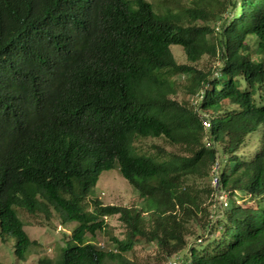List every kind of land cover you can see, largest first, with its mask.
Returning a JSON list of instances; mask_svg holds the SVG:
<instances>
[{
	"label": "trees",
	"instance_id": "trees-1",
	"mask_svg": "<svg viewBox=\"0 0 264 264\" xmlns=\"http://www.w3.org/2000/svg\"><path fill=\"white\" fill-rule=\"evenodd\" d=\"M234 1L0 0V239L19 261V211L52 209L76 226L37 264H264V0ZM114 167L139 205L86 209ZM112 215L122 238L99 248Z\"/></svg>",
	"mask_w": 264,
	"mask_h": 264
},
{
	"label": "rangeland",
	"instance_id": "rangeland-1",
	"mask_svg": "<svg viewBox=\"0 0 264 264\" xmlns=\"http://www.w3.org/2000/svg\"><path fill=\"white\" fill-rule=\"evenodd\" d=\"M233 5H238L237 0L233 2ZM229 11L231 12H229L228 17L231 18L236 10L231 7ZM170 50L178 63H184L186 61L181 46L171 45ZM251 56H255L254 50H251ZM214 65H217V62H213L212 59H208L207 57H203L197 63L198 67L206 69H213ZM174 97L178 100L183 98V92L180 88L177 90ZM143 142L144 144L151 142H156L158 144L163 143L160 139H147ZM165 147L169 148L167 145ZM214 182L215 179L211 178V183L214 184ZM88 195L89 196L85 200L88 210L92 208L91 200L95 198L105 205H139V197L136 191L121 176L117 167L102 171L96 184L89 190ZM217 199L222 204L225 201L224 196L221 195H219ZM239 202L244 203L242 198ZM83 207L85 208V205H83ZM19 217L23 222V228L29 239L35 241V243L28 248L26 260L19 261L14 255V239L11 236L5 237L3 241L0 239V264H37V259L39 257L55 258L58 247L64 245V242L70 238L72 228L76 226V222L74 221L63 222L59 213L52 209H50L47 214L37 213L34 217H30L19 211ZM103 218L106 224L105 228L101 231H97L92 238L88 235L87 237L92 239L93 243L99 248L114 249L110 237L115 236L119 239L122 238L124 230L123 224L118 220L117 215ZM66 245L67 243H65V246ZM154 253V244L136 242L132 250L125 253V256L140 262L151 263L155 255ZM178 257L180 258V255ZM166 264H173V260H170Z\"/></svg>",
	"mask_w": 264,
	"mask_h": 264
},
{
	"label": "clouds",
	"instance_id": "clouds-1",
	"mask_svg": "<svg viewBox=\"0 0 264 264\" xmlns=\"http://www.w3.org/2000/svg\"><path fill=\"white\" fill-rule=\"evenodd\" d=\"M95 199H97V198H95ZM87 209V208H86ZM103 217H106V216H103Z\"/></svg>",
	"mask_w": 264,
	"mask_h": 264
},
{
	"label": "built area",
	"instance_id": "built-area-1",
	"mask_svg": "<svg viewBox=\"0 0 264 264\" xmlns=\"http://www.w3.org/2000/svg\"><path fill=\"white\" fill-rule=\"evenodd\" d=\"M174 264V263H173Z\"/></svg>",
	"mask_w": 264,
	"mask_h": 264
}]
</instances>
